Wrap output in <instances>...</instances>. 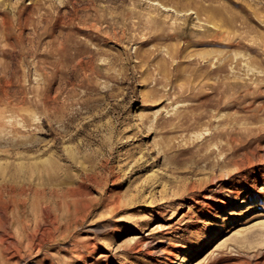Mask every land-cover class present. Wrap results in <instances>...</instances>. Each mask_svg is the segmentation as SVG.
<instances>
[{
  "label": "rangeland",
  "instance_id": "rangeland-1",
  "mask_svg": "<svg viewBox=\"0 0 264 264\" xmlns=\"http://www.w3.org/2000/svg\"><path fill=\"white\" fill-rule=\"evenodd\" d=\"M12 262L264 264V0H0Z\"/></svg>",
  "mask_w": 264,
  "mask_h": 264
},
{
  "label": "bare ground",
  "instance_id": "bare-ground-1",
  "mask_svg": "<svg viewBox=\"0 0 264 264\" xmlns=\"http://www.w3.org/2000/svg\"><path fill=\"white\" fill-rule=\"evenodd\" d=\"M136 236V235H135ZM135 236H134V238H135ZM28 244H26V246H27ZM38 246V245H37ZM13 249H14V252H15V254L14 253H11L10 254V252L9 253H4V258H5V260L6 261H9V260H11L12 258H13V255H16V256H20V249H18V247H13ZM20 258V257H19ZM16 262H12L11 264H15Z\"/></svg>",
  "mask_w": 264,
  "mask_h": 264
}]
</instances>
